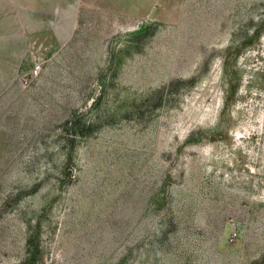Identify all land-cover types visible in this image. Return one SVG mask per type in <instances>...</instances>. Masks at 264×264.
Segmentation results:
<instances>
[{
    "label": "rangeland",
    "instance_id": "374dc122",
    "mask_svg": "<svg viewBox=\"0 0 264 264\" xmlns=\"http://www.w3.org/2000/svg\"><path fill=\"white\" fill-rule=\"evenodd\" d=\"M0 36V264H264V0H0Z\"/></svg>",
    "mask_w": 264,
    "mask_h": 264
},
{
    "label": "crops",
    "instance_id": "0c3cea01",
    "mask_svg": "<svg viewBox=\"0 0 264 264\" xmlns=\"http://www.w3.org/2000/svg\"><path fill=\"white\" fill-rule=\"evenodd\" d=\"M25 13L18 19L17 24H16V33L12 31L13 37H15L18 42L17 45H29L28 40L30 41L31 34L33 33L34 29L33 27L36 25V20L32 14V12L29 11ZM7 32V31H6ZM4 37H10L5 35ZM16 40V41H17ZM6 42H4L3 37L0 36V45H5Z\"/></svg>",
    "mask_w": 264,
    "mask_h": 264
}]
</instances>
